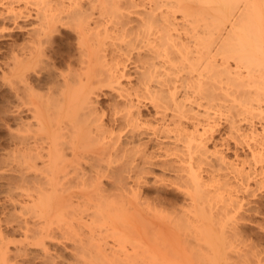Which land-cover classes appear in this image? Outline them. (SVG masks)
<instances>
[{
  "label": "bare ground",
  "instance_id": "bare-ground-1",
  "mask_svg": "<svg viewBox=\"0 0 264 264\" xmlns=\"http://www.w3.org/2000/svg\"><path fill=\"white\" fill-rule=\"evenodd\" d=\"M31 2L37 23L17 26L26 35L19 44L16 40L3 72L24 96L20 100L25 99L31 115L24 132L29 134L19 136L22 147H17L16 155L13 151L15 156L10 154L4 168L19 171L16 184L23 193L28 190L23 187H34L23 194L31 205L23 202L27 209L35 205L41 215H35L34 207V216L43 214L45 220L26 222L24 217L27 225L16 224L24 231L17 227L23 239L15 245L16 253L11 250L14 254L8 246L15 240H7L0 231V264L27 257L24 248L29 245L53 264L51 257L58 259L51 255L55 248L51 250V242L59 244L58 239L68 236L67 243L75 237L74 249L79 250L75 254L82 255L75 262L134 264L143 257L144 262L136 263L146 264L155 257L144 255L149 252L143 244L139 243L143 251L134 244L145 252L134 257L118 245L127 239L124 231H133L130 223L134 228L146 223V228L161 233L157 223L168 212L172 224L162 223L195 237L198 244H193L192 256L199 264H262L264 257L245 243L242 227L257 210L250 198L264 190V0H6L0 18L25 20L29 11L22 15L17 5ZM63 29L75 38V48H68L69 43L66 52L57 48V34L60 38ZM241 150H247L245 157ZM163 186L178 190L181 207L165 210L158 201L157 207L151 206L147 189ZM17 201L11 202L15 211L24 209ZM73 204L80 211H74ZM162 207L163 211L158 209ZM61 216L67 218L63 227H70L69 232L60 229ZM71 216L77 223L86 221L85 226L82 221L78 227L69 223H76ZM71 224L80 232L89 226V237L83 232L80 239ZM109 236L119 241L116 248L115 242L110 246L106 242L112 239ZM121 251L125 259L119 256Z\"/></svg>",
  "mask_w": 264,
  "mask_h": 264
},
{
  "label": "rangeland",
  "instance_id": "rangeland-1",
  "mask_svg": "<svg viewBox=\"0 0 264 264\" xmlns=\"http://www.w3.org/2000/svg\"><path fill=\"white\" fill-rule=\"evenodd\" d=\"M5 1L6 0H0V11H2L3 10V5H4V3H5ZM33 3L31 2L29 5L28 4H23V3H21L20 5H17V7H18V10H20V8L23 10V12H22V10L21 11H19V12H22L23 14L22 15H26L27 13L30 15H28V16H25V20H24V18H22V17H20L21 19H19L18 18V20H16L15 19V21L14 20H12V19H10L7 15H5V16H3V17H1L0 18V231L1 232H4V233H1V235L4 237V235H5V237L4 238H6V237H8V238H6L7 240H9L10 238H11V240H15V243L13 242V243H11L10 242V244H9V250H10V252H11V254H14V253H16L17 251H15V250H17V249H15V245H19L20 243L19 242H22L21 240L23 239L22 237H20L21 236V234H19L18 232H20L18 229L23 225V224H25L27 221H29V222H34L35 220H38V218H39V220H41V217H42V220H43V218L45 217V216H43V214H42V216L41 217H38V216H34V210H35V208H36V206L35 205H33V206H30V207H32V208H30V207H28V209L26 208L27 207V205H26V203H31L30 202V197H28V200H27V198H25L24 196H23V194L25 195V193L27 192V191H30L29 189H31V190H34V187L32 186V185H27V187H23V186H19V187H23V188H28V190L26 191L25 189H23V190H25L26 192L25 193H23L22 191H20V189H18L17 188V184H16V182H18L16 179H17V176H18V174H19V171H16V172H14L15 170H10V171H8V169L7 168H4V167H6L7 166V162H9L12 158H11V155L13 154V151H14V154L16 155L17 153H15V150L17 149V147H20V149H21V147H22V145H20L19 144V136H23V134L25 133V135H27V134H29L28 132V130H26V132H24L25 130H24V127L25 128H27L28 126V123L26 124V122H29L30 121V114H29V112H28V110H27V106H25L24 104H23V102L22 101H24V100H20V99H23L22 98V96H23V94L21 95V93L22 92H20V90H18L17 91V88H15L16 86L14 85V84H12V83H10V82H8L9 80H6V77H5V73H6V71H5V69H6V63H7V60H8V56H9V53H11L12 52V50L11 49H13L14 48V46L16 45V40H17V42H18V44L19 43H21L22 42V40H23V37L26 35V33L24 32V31H22L21 32V30H17L18 29V25H26L27 24V26H30L31 24H36L37 23V19L36 18H33V14H34V11L36 10V6L33 4ZM22 6H24V7H22ZM30 10H31V12H30ZM27 11H29V12H27ZM33 11V12H32ZM27 12V13H26ZM32 16V17H31ZM3 19V20H2ZM36 19V20H35ZM2 25H3V27H4V29H2L3 27H2ZM16 27V30H14L15 29V27ZM27 26H25L26 28H27ZM13 27H14V29H13ZM63 33H59L61 36H60V38H59V35L57 34V36H58V39H57V42L59 43H57V48L59 47L60 48V50L62 51H64V52H66V50H67V47L69 48V47H71V48H75V47H72V46H75L74 45V43H75V38H74V36H73V33L71 32V31H66L65 29H63V31H62ZM71 32V33H70ZM22 33V34H21ZM25 34V35H24ZM24 35V36H23ZM62 40V41H61ZM62 42V44H60V42ZM68 43V44H67ZM69 43H70V45H69ZM71 43H72V45H71ZM59 45H62L61 47L59 46ZM65 45V46H64ZM67 45H69V46H67ZM64 46V47H63ZM67 46V47H66ZM64 49H63V48ZM10 48V49H9ZM66 49V50H65ZM69 50V49H68ZM67 50V51H68ZM71 50V49H70ZM74 50V49H73ZM62 51V52H63ZM7 56V57H6ZM5 60V61H4ZM6 62V63H5ZM4 65V66H3ZM3 72H5L4 73V75H3ZM2 76V77H1ZM2 78V79H1ZM7 82V83H6ZM7 84V85H6ZM11 86V87H10ZM15 86V87H14ZM7 87V88H6ZM16 91V92H15ZM20 95V96H19ZM24 97V96H23ZM19 98V99H18ZM17 99H18V101H17ZM20 100V101H19ZM22 102V103H21ZM18 103H20V104H18ZM102 103L103 104H107V99H102ZM22 104L25 106H22ZM18 105V106H17ZM19 107V108H18ZM17 112V113H16ZM29 120V121H28ZM26 124V125H25ZM258 125V126H257ZM258 131H260L261 129H260V126H259V124L256 122V124H255V126H254ZM244 128H247V126H244ZM28 129H29V127H28ZM23 131V132H22ZM223 131V130H222ZM22 133V134H21ZM217 138H219V136L217 137ZM16 145V147H14ZM14 148V149H13ZM12 149V150H11ZM19 149V148H18ZM9 151V152H8ZM242 151V152H241ZM241 151H239V153H240V155H242L241 157H245V155L248 153L247 152V150H241ZM17 152V151H16ZM246 152V153H245ZM7 153V154H6ZM8 153H9V155H10V158L8 157ZM12 155V157L13 156H15V155ZM232 157H233V155L231 154V153H229ZM229 155V156H230ZM7 156V158H5ZM19 156V155H18ZM230 156V157H231ZM231 157V158H232ZM16 158H17V156H16ZM4 159H5V161H4ZM8 159V160H7ZM10 159V160H9ZM18 159V158H17ZM16 159H14V162L16 163V165L18 164V161H15ZM19 160V159H18ZM3 164V165H2ZM5 164H6V166H5ZM16 165H14V163H13V165H11V166H16ZM10 165H9V167H11ZM8 167V166H7ZM4 169H6V170H4ZM4 171H7L6 172V175L4 174L5 172ZM12 171V172H11ZM22 172L20 171V174H21ZM31 171H30V173L28 172V175H31ZM17 175V176H16ZM27 175V174H26ZM3 176V177H2ZM5 177V178H4ZM11 177H16L15 179H12ZM7 178V179H6ZM6 179V180H5ZM11 179V180H10ZM13 180L15 181V184L13 183ZM9 184H11V185H9ZM14 185H15V187H14ZM18 185H20V184H18ZM31 187V188H30ZM32 187H33V189H32ZM12 188V189H11ZM18 189V190H15V189ZM36 188H38V187H36ZM9 189H11L10 191H9ZM21 189V190H22ZM14 192H13V191ZM149 190V191H148ZM11 191H12V195H11ZM35 191H36V189H35ZM37 191H39L38 189H37ZM36 191V192H37ZM157 191V192H156ZM178 190H174V188H170V187H165V186H163V187H157V188H150V189H147V191H146V193H147V195L149 196V199H152V200H150L151 202H150V204H151V206L152 205H155L156 207H157V205L155 204V202L158 204V202H159V206L161 205V206H163L164 207V209L165 210H169L171 207H177V209H178V207H181L183 204H182V202H183V197H182V195H180V193H178L177 192ZM22 192V193H21ZM31 192V191H30ZM29 193V192H28ZM156 193H157V195H156ZM256 193H258L257 194V196H255V197H252V198H250V201H251V205H253L252 207L253 208H256L257 210H256V212L254 211H252V212H250V216H251V220H250V216L249 217H247V220L249 219V223L247 224L246 222H245V224H247L245 227H242L243 229V232L242 233H244L243 234V238L245 239V237H246V239H247V241H246V239L244 240V241H246L245 243L247 244V243H251V244H248V245H250L251 246V248H252V250H254V251H256V253H260L259 255H261V258L262 257H264V190H259V192L257 191ZM15 196H14V195ZM20 194H22V195H20ZM31 195L33 194V192L32 193H30ZM10 195V196H9ZM34 196H35V192H34V194H33ZM32 195V196H33ZM37 195V194H36ZM20 196H23V197H20ZM159 196V197H158ZM17 197H19V198H17ZM22 198H23V200H22ZM34 198V197H33ZM156 198V199H155ZM12 199L14 200H20L19 202H22V204H24L25 206L23 207L24 209H21L20 208V211L18 210L19 209V207L17 208V210L19 211H15V209L16 208H14V205H11L12 203L14 204L16 201L14 200L13 202H12ZM30 199V200H29ZM22 200V201H21ZM26 200L28 201V202H26ZM161 200V201H160ZM23 201H25L26 203H24ZM158 201V202H157ZM164 201V202H163ZM12 202V203H11ZM18 202V201H17ZM153 202V203H152ZM166 202V203H165ZM165 203V204H164ZM252 203H255V204H252ZM182 204V205H181ZM31 205V204H30ZM75 205H77V204H75ZM74 204H73V208L75 209V208H77L76 206H75ZM181 205V206H180ZM250 205V204H249ZM154 206V207H155ZM158 206V207H159ZM35 207V208H34ZM68 207V206H67ZM153 207V206H152ZM163 207L162 208H158V209H160V210H162L163 209ZM170 207V208H169ZM6 208V209H5ZM13 208V209H12ZM65 208V207H64ZM30 209H31V212H32V214L30 213ZM34 209V210H33ZM67 209V208H66ZM65 209V210H66ZM72 209V208H71ZM71 209L69 210V212L70 213H72L71 212ZM151 209H155V208H151ZM163 209V210H164ZM173 208H171V210H172ZM14 212H13V211ZM73 210V209H72ZM78 210H79V208H78ZM77 209H75L74 211H78ZM157 209H155V211H156ZM160 210H158L159 211V214H160ZM162 210V211H163ZM170 210V211H171ZM10 211V212H9ZM40 210H38V208H36V212H35V215H36V213L37 214H39L40 212H39ZM80 211V210H79ZM161 211V214L162 213H164V212H162ZM17 212H18V214H17ZM21 212V214H19ZM27 212H29L27 215H25L24 216V214H26ZM64 211H62V213H63ZM69 212L67 211V213H68V215H70L69 214ZM157 212V211H156ZM172 212V211H171ZM22 213H23V215H22ZM61 213V214H62ZM66 213V212H65ZM64 213V214H65ZM66 213V214H67ZM73 213H75V216L77 217V214L78 213H80V212H78L77 214H76V212H73ZM151 213H153V214H155L154 213V211H152ZM14 215V216H13ZM20 215L22 216L21 217V219L19 218V219H17L16 217L18 216V217H20ZM39 215H41V214H39ZM63 215V214H62ZM68 215H64L65 217H67ZM74 215V214H73ZM152 215V214H151ZM151 215H149V216H151ZM163 215V214H162ZM167 215H170V212H168V214L166 213L165 215H163V216H166L165 218L164 217H161L160 216V218H159V215H158V218H159V220L161 219V223L159 222V223H157V222H155V221H153L152 223H157V227H158V224L160 225H162V224H164L165 222H169V223H171L172 224V222H170L171 221V219H170V217L168 216L167 217ZM30 218H29V217ZM78 216L80 217L81 216V214H78ZM149 216H146V217H149ZM25 217V219H26V222H24V218ZM33 217H35L34 219H33ZM70 217V216H69ZM69 217H68V219H69ZM74 217V216H73ZM72 216H71V218H73ZM75 217V218H76ZM78 217V218H79ZM152 217V216H151ZM153 217H156L155 215L153 216ZM5 218V219H4ZM62 218H64L63 216H61V219ZM70 218V219H71ZM157 218V219H158ZM167 218V219H166ZM169 218V219H168ZM17 219V220H16ZM28 219V220H27ZM31 219H32V221H31ZM67 219V218H66ZM65 218L63 219L64 220V222H62V221H60V222H62L63 224H62V228L60 227V229H62V230H64V229H66V228H64L63 226L65 225L64 223H66L65 222V220H66ZM69 219V220H70ZM80 219V218H79ZM83 219V218H82ZM85 219V218H84ZM149 220H147V221H149L150 223H151V220L150 219H152V218H148ZM156 218H155V220L156 221H159V220H157ZM8 222H7V221ZM14 221L13 222V224H11L12 222L11 221ZM20 220V221H19ZM44 220H45V218H44ZM72 220H75L76 221V219H72ZM78 220V219H77ZM85 220H87V218L85 219ZM84 220V221H85ZM153 220V219H152ZM165 220V222L164 223H162L163 221ZM168 220V221H167ZM16 221V222H15ZM18 221V222H17ZM24 223H23V222ZM82 221V223H83V220H81ZM81 221L80 220H78V223H77V221H76V223L75 222H73V221H69V223L71 222V223H73L75 226H77L78 227V224H79V222H80V226H81ZM2 222H7V223H3L2 224ZM41 222H43L44 223V221H41ZM41 222H38L39 224L41 223ZM57 222V221H56ZM67 222H68V220H67ZM86 222V221H85ZM84 222V223H85ZM131 222V221H130ZM256 222V223H255ZM262 222V223H261ZM21 223H23V224H21ZM59 223V222H58ZM68 223V224H69ZM84 223L82 224V226L84 225ZM114 223V222H113ZM119 223V222H118ZM117 223V221L114 223L115 225L116 224H118ZM132 223H134V222H132ZM135 223H137V222H135ZM139 223V222H138ZM141 223V222H140ZM148 223V222H147ZM259 225H258V224ZM6 224H7V226H6ZM9 224V225H8ZM19 225V226H17V225ZM28 223H26L25 225H27ZM30 224V223H29ZM35 225L37 224V223H34ZM56 223L54 222V224L53 225H55ZM67 224V223H66ZM125 224V223H124ZM144 226V228L142 227H140V225H139V228H138V225H137V227L136 228H134L135 227V225L133 224H129V225H131L130 227L131 228H133V231L132 232H128L127 233V230H126V232L124 231V236L123 237H125L126 236V238H124V240L126 239V241H125V243H124V241H123V243L120 245L119 243H116L118 240H116V242H115V240H114V236L113 237H111V236H109L110 237V241H106V242H108V245H109V243L111 244L112 242H115V243H113V246L116 248V245L117 244H119L118 246V248L117 249H119V248H121L122 246L124 247V249L123 248H121L120 250H125V252H126V250H128V253L130 254V256H132V257H134V256H136V255H138V254H140V253H145V252H142L143 251V249H144V251H147L146 249H148V254H147V252L144 254L145 256L146 255H148L150 258H154V259H149V261H148V259L146 260L147 262H150V263H152V264H158L159 263V261H160V263L159 264H178L179 262L181 263V264H195V262L197 263V264H199L198 263V261H197V259H196V257H193V256H195L194 254H193V251H192V248H194L193 246H195V245H193V244H196L197 243V240L194 242V240H195V237H194V239H192V237H190V234L186 231V233H185V235H183L184 234V230H183V233L181 234V231H180V233L176 230V228L175 227H173L171 224H168V226H167V224L165 223V227L167 228V227H169L170 228V226H171V228L169 229H165V227L162 225H160L159 226V228H160V231H161V233L160 232H158L157 234H160V236L162 235V240L158 237L159 235H157L156 234V232L159 230L158 228V230L156 229V227H155V225L153 224H151V227L152 228H154V229H156L155 231H152L153 229H149V228H146V223H142ZM141 224V225H142ZM149 224V223H148ZM147 224V226H149ZM244 224V225H245ZM255 224H257V225H255ZM30 225H33L32 223L30 224ZM38 225V224H37ZM41 225H42V223H41ZM41 225H39V226H41ZM56 225H58V224H56ZM56 225H55V227H56ZM60 225V224H59ZM74 225H72L71 224V227H72V229H73V227H74ZM86 225H87V223H86ZM119 225V224H118ZM118 225H116V226H118ZM126 225V224H125ZM124 225V226H125ZM243 225V226H244ZM255 225V226H254ZM6 226V227H5ZM24 226V225H23ZM70 226V225H69ZM85 226V225H84ZM116 226H114L113 225V228H111V230L112 229H115L114 227H116ZM132 226H134V227H132ZM259 226V227H258ZM17 227H19V228H17ZM67 227V229L68 228H70V227H68V226H66ZM89 227V226H88ZM88 227H87V229H88ZM122 227V226H121ZM120 226H119V228L117 227V229L119 230L120 228H121ZM127 227V226H126ZM150 227V226H149ZM162 227H164V229L167 231H165L164 229L162 230ZM17 230H16V229ZM64 228V229H63ZM75 228V227H74ZM80 228H82V227H80ZM84 229V231H82L81 230V232L79 231V228L77 229V228H75V230L77 229L79 232H78V234L80 235V233H81V235L80 236H82V238H80V239H84V238H86L87 237V235H88V237H89V233H90V231L88 230L87 231V229H85L86 227H83ZM138 228V229H137ZM173 228L177 231V232H175V230H173ZM3 229V230H2ZM21 229V228H20ZM66 229V232L69 230H67ZM128 229V228H127ZM134 229H136V230H134ZM146 229H148L147 231H146ZM7 230V231H6ZM75 230H74V232H75ZM85 230H86V232H85ZM111 230H109V231H111ZM123 230H125V229H122V231ZM142 230V231H141ZM151 230V231H150ZM14 231V232H13ZM21 231L23 232L24 230H22L21 229ZM65 231V230H64ZM109 231H108V233H109ZM129 231H130V228H129ZM163 231V232H162ZM22 232H20V233H22ZM63 232V231H62ZM69 232V231H68ZM70 232H73V231H71L70 230ZM83 232L84 233H86V235L85 234H83ZM98 232V231H97ZM112 232V231H111ZM142 232H143V234H142ZM146 232V233H145ZM149 232H151V233H149ZM173 232H175V236H174V234H173ZM246 232V233H245ZM17 233V234H16ZM76 233V232H75ZM75 233H71L72 234V236L75 234ZM88 233V234H87ZM99 233V232H98ZM95 234V236L96 235H98L99 236V234ZM108 233H107V235H105L104 233H103V235H105V236H107V238H108ZM117 233V232H116ZM121 233V232H120ZM154 235H153V234ZM172 235V237H177L178 239H179V242L180 243H177L178 241H177V238H172V239H169V238H171V236L169 235ZM187 233L189 234L188 236H187ZM191 234H192V232H190ZM4 234V235H3ZM67 234H70V233H64V235L65 236H67ZM84 235V238H83V235ZM111 234V233H110ZM129 234V235H128ZM140 234H142V235H140ZM150 234V235H149ZM156 234V235H155ZM165 234V235H164ZM59 235V234H58ZM113 235H115V233L113 234ZM118 235H120V234H118ZM117 235V236H118ZM147 235L149 236V238L147 237ZM152 235V236H151ZM193 235H194V233H193ZM72 236H70V238L71 239H73L72 238ZM80 236H77V238H79ZM154 236V237H153ZM156 236V237H155ZM167 236H170L169 238L167 237ZM192 236V235H191ZM249 236V237H248ZM59 237H61V238H63L62 237V233L60 234V236ZM74 237V236H73ZM121 237V236H120ZM129 237V238H128ZM134 237V238H133ZM155 238V239H153V238ZM163 237H164V240H163ZM167 237V238H166ZM188 239H187V238ZM117 238V237H116ZM146 238V239H145ZM158 238V239H157ZM166 238V239H165ZM249 238V239H248ZM64 239V241L62 242H59L58 240H60V239H58L57 240V242L59 243V244H57V243H54V242H56V241H54V242H51V250H52V248H54L52 251H53V253H52V251H51V255H53V256H55V258H57L58 260H56V259H54V257H51L52 259H50V262H51V260H52V263L54 264V261H55V264L56 263H59V264H74V262L76 261V258L77 257H79V259L82 257V255H81V253L79 254L80 256H77L78 255V253H77V255L75 254V251L77 252V251H79L78 249H74V245H73V240L75 241L76 239H75V237H74V239L72 240V242H70L71 240L69 239V236H68V238H63ZM65 239H68V240H70V241H68L69 243H70V245H68L69 243H67V240H65ZM80 239H77V242H78V240H80ZM118 239V238H117ZM135 239V240H134ZM154 240V241H152V240ZM159 239L161 240V241H159ZM174 239V240H173ZM10 240V241H11ZM108 240H109V238H108ZM112 240H114V241H112ZM123 240V239H122ZM129 240V241H128ZM134 240V241H133ZM166 240L168 241V242H166ZM185 242H184V241ZM254 240V241H253ZM121 241V240H120ZM130 241H132V243L130 242ZM156 241H158V242H160L159 243V245H161V246H157V245H155V244H158V242H156ZM162 241H164L162 244H161V242ZM173 241V242H172ZM189 241H191L190 243H189V246H188V242ZM65 242L67 243V244H65ZM119 242V241H118ZM135 242V243H134ZM152 242V243H151ZM187 242V243H186ZM19 243V244H18ZM52 243H53V245H52ZM104 243V242H103ZM126 243L128 244V245H126ZM136 243H138L137 244V247H139L140 245L142 246V244H143V246H144V248H142L141 246V252H140V249H138L137 247H136V245H134V244H136ZM139 243H140V245H139ZM150 243H151V245H150ZM75 244V243H74ZM129 244H132V246L131 245H129ZM192 244V245H191ZM198 244V243H197ZM197 244H196V246H197ZM56 245V246H55ZM66 245V246H65ZM112 245V244H111ZM146 245V246H145ZM162 245H166V247H167V245H169L168 247L169 248H167V249H165V247L164 248H162L163 246ZM172 246V251H171V246ZM184 245V246H183ZM185 245H187V246H185ZM257 245V246H256ZM258 245H259V248H258ZM30 246V247H29ZM29 246H26L25 248H24V250H25V254L27 253V257L25 256V258H23V257H18V259H19V261H18V259L16 258V260L13 262V264L15 263V262H17V264L19 263V264H47V261L48 260H44V258H43V255H42V252L37 248V247H35L34 245H29ZM62 246L64 247V248H62ZM69 246H73L72 248H68ZM110 246V245H109ZM109 247V248H111V250H113L112 248H114V247ZM121 246V247H120ZM150 246H152V248H154V249H151V247ZM157 246V247H156ZM179 246H180V248L182 249H180L179 248ZM182 246V247H181ZM261 246V247H260ZM130 247V248H129ZM136 247V248H135ZM139 247V248H140ZM148 247H150V249L148 248ZM189 247V248H188ZM68 248V249H67ZM114 248V250H115V252L117 251L116 249ZM178 250H176V249ZM191 248V249H190ZM199 248V247H198ZM13 249H15V250H13ZM64 249V250H63ZM135 249V250H134ZM137 249V250H136ZM163 249H165V251H166V253H165V251H164V253L163 254H161L162 252H163ZM168 249H170V250H168ZM174 249V250H173ZM14 251V253H12V251ZM62 250V251H61ZM69 250V251H68ZM119 250V251H120ZM122 250V251H123ZM131 250L134 252L135 251V254H133V252H131ZM180 250V251H179ZM261 250V251H260ZM36 251H37V253H36ZM58 251V252H57ZM73 251V252H72ZM108 251H109V249H108ZM118 251V252H119ZM122 251H121V254L119 255L120 257L122 256L123 257V254L125 253V252H123V254H122ZM161 252V253H158V252ZM168 251V252H167ZM171 251V252H170ZM174 251H177V253H179L180 252V255H179V257L177 256L176 257V253H174ZM183 251V252H182ZM184 251H185V253H184ZM56 252H57V254H56ZM73 253V254H71V253ZM109 252H111V251H109ZM136 252H138V253H136ZM150 252H153V253H150ZM174 253V254H171L170 255V253ZM187 252V253H186ZM262 252V253H261ZM40 253H41V255H40ZM112 253H113V251H112ZM127 253V252H126ZM169 253V254H168ZM181 253H183L184 255H181ZM10 254V255H11ZM60 256H59V255ZM116 254L118 255L119 253H117L116 252ZM129 254H126V256L128 255L129 256ZM132 254V255H131ZM167 254H168V256H167ZM143 255V256H144ZM154 255V257H152ZM169 255H170V257H169ZM174 255V256H173ZM189 255V256H188ZM191 255V256H190ZM193 255V256H192ZM59 258H58V257ZM130 256H129V260L130 259H132V257L130 258ZM161 256V257H160ZM180 256H184V258L182 257V258H180ZM187 256H188V258H187ZM74 257V258H73ZM76 257V258H75ZM138 257V256H137ZM136 257V258H137ZM173 258V259H170V258ZM174 257H175V259H174ZM189 257H191L192 259L193 258H195V262H193L194 261V259L192 260V259H189ZM21 258V259H20ZM42 258V259H41ZM60 258H62L63 260H61ZM124 259H125V257H123ZM142 258L143 257H141V259H140V261L142 260ZM73 259H75V260H73ZM126 259H128V257L126 258ZM144 259V258H143ZM177 259V260H176ZM187 259H188V261H189V263H186V261H187ZM44 260V261H43ZM54 260V261H53ZM136 260V259H135ZM152 260L154 261V262H152ZM157 260V261H156ZM175 262H174V261ZM82 259L80 260V261H78V262H75L76 264H81L82 262ZM131 261H133V260H131ZM137 261H139V260H137ZM137 261H135L134 262V264L137 262ZM139 261V262H140ZM143 261V260H142ZM163 263H162V262ZM174 262V263H172V262ZM190 261H191V263H190ZM263 261H264V258H263ZM46 262V263H45ZM81 262V263H80ZM144 262V261H143ZM147 262H145L146 264H147ZM157 262V263H156ZM49 263V262H48ZM149 263V264H150ZM179 263V264H180ZM264 263V262H263ZM262 263V264H263ZM51 264V263H50ZM137 264V263H136ZM139 264H141V263H139Z\"/></svg>",
  "mask_w": 264,
  "mask_h": 264
}]
</instances>
